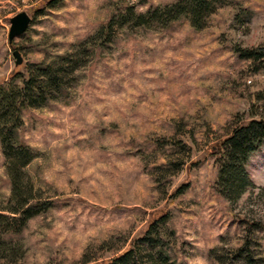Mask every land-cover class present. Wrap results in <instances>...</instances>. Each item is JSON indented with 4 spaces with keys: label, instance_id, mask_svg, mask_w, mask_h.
Masks as SVG:
<instances>
[{
    "label": "rangeland",
    "instance_id": "374dc122",
    "mask_svg": "<svg viewBox=\"0 0 264 264\" xmlns=\"http://www.w3.org/2000/svg\"><path fill=\"white\" fill-rule=\"evenodd\" d=\"M49 1L0 0V85L61 57L74 67L43 107L20 113L13 140L34 157L23 185L51 204L15 237L23 258L0 264H94L129 248L160 264H264V142L237 200L219 192L209 154L264 118V58L245 56L264 48V0H217L200 29L186 16L136 20L182 0ZM21 12L30 23L10 45ZM5 161L0 146V206Z\"/></svg>",
    "mask_w": 264,
    "mask_h": 264
},
{
    "label": "trees",
    "instance_id": "16d2710c",
    "mask_svg": "<svg viewBox=\"0 0 264 264\" xmlns=\"http://www.w3.org/2000/svg\"><path fill=\"white\" fill-rule=\"evenodd\" d=\"M47 4H54V0H50ZM216 5L217 0H182L164 6L161 10L156 8L145 16H138L136 20L149 18L169 21L186 16L193 28L200 29L204 18L214 12ZM245 56L255 59L264 58V48L248 51ZM66 59L61 57L49 64L23 67L22 73H14L8 83L0 85V146L6 160L5 170L11 179L10 196L4 205L0 206V260L15 263L23 258L15 237L21 234L33 217L44 212L51 204L49 201L35 197L31 189L23 185L21 171L34 157L28 147L16 144L15 139L13 140V132L23 108H41L46 98L59 93L64 86L65 77L74 70V67H70V71L64 69L63 61ZM15 79L19 80V85L13 83ZM263 142L264 118L251 119L237 126L230 135L221 138L216 145L209 148V154L216 158L218 168L216 185L220 188L219 192L232 200H237L250 186L244 165L255 148ZM166 217V213H158L139 241L149 242V235ZM245 261L247 264L252 263L249 256L245 257ZM94 264L160 263L149 254L141 255L133 248H129L113 259Z\"/></svg>",
    "mask_w": 264,
    "mask_h": 264
},
{
    "label": "water",
    "instance_id": "95a60500",
    "mask_svg": "<svg viewBox=\"0 0 264 264\" xmlns=\"http://www.w3.org/2000/svg\"><path fill=\"white\" fill-rule=\"evenodd\" d=\"M30 23V17L25 13L21 12L13 16L9 20V31H8V43L12 44L16 37L23 35ZM13 56L15 58V66L22 63V59L18 51H13Z\"/></svg>",
    "mask_w": 264,
    "mask_h": 264
}]
</instances>
